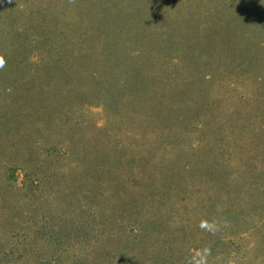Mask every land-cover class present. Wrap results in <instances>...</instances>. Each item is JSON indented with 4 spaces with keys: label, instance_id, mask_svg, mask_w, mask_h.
<instances>
[{
    "label": "rangeland",
    "instance_id": "obj_1",
    "mask_svg": "<svg viewBox=\"0 0 264 264\" xmlns=\"http://www.w3.org/2000/svg\"><path fill=\"white\" fill-rule=\"evenodd\" d=\"M0 56V264H264V0H0Z\"/></svg>",
    "mask_w": 264,
    "mask_h": 264
},
{
    "label": "clouds",
    "instance_id": "obj_2",
    "mask_svg": "<svg viewBox=\"0 0 264 264\" xmlns=\"http://www.w3.org/2000/svg\"><path fill=\"white\" fill-rule=\"evenodd\" d=\"M6 65V61L2 56H0V69L4 68ZM200 227L202 229H207L209 231H214L216 229V226L214 223H210L206 220H202L200 223ZM208 250L205 249L202 253L199 254V258L195 260V264H207V255H208Z\"/></svg>",
    "mask_w": 264,
    "mask_h": 264
}]
</instances>
